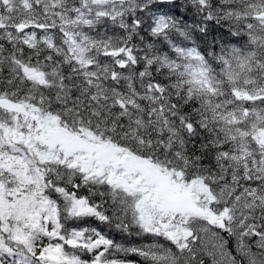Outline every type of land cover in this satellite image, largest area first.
<instances>
[{
  "label": "snow or ice",
  "instance_id": "6c2138e0",
  "mask_svg": "<svg viewBox=\"0 0 264 264\" xmlns=\"http://www.w3.org/2000/svg\"><path fill=\"white\" fill-rule=\"evenodd\" d=\"M0 264H264V0H0Z\"/></svg>",
  "mask_w": 264,
  "mask_h": 264
}]
</instances>
